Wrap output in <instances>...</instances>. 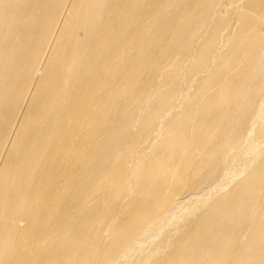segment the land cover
<instances>
[{"label": "bare ground", "instance_id": "1", "mask_svg": "<svg viewBox=\"0 0 264 264\" xmlns=\"http://www.w3.org/2000/svg\"><path fill=\"white\" fill-rule=\"evenodd\" d=\"M263 134L264 0H0V264H264Z\"/></svg>", "mask_w": 264, "mask_h": 264}, {"label": "rangeland", "instance_id": "2", "mask_svg": "<svg viewBox=\"0 0 264 264\" xmlns=\"http://www.w3.org/2000/svg\"><path fill=\"white\" fill-rule=\"evenodd\" d=\"M263 135H264V134H263ZM147 248L149 249V248H150V246H149V247H147ZM145 249H146V248H145ZM145 249H144V250H145ZM148 249H146L145 251L147 252V251H148Z\"/></svg>", "mask_w": 264, "mask_h": 264}]
</instances>
